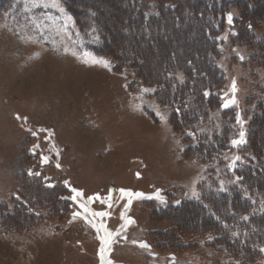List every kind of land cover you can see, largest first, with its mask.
Returning a JSON list of instances; mask_svg holds the SVG:
<instances>
[{
    "label": "rangeland",
    "instance_id": "obj_1",
    "mask_svg": "<svg viewBox=\"0 0 264 264\" xmlns=\"http://www.w3.org/2000/svg\"><path fill=\"white\" fill-rule=\"evenodd\" d=\"M86 7L105 19L114 41L131 19L119 15L118 0H0V264H264V252L242 248L251 234L233 217L221 230L201 226L191 208L173 216L155 209L222 196L234 185L249 194L238 180L243 165L264 162L260 140L246 148L253 96L264 87L263 54L227 23L216 60L222 106L194 135L176 128L156 97L130 87L132 70H122L110 46L90 50L73 17ZM250 33L264 40V29ZM177 34L160 36L172 45ZM121 43L123 51L130 38ZM157 59L151 51L152 68ZM224 109L234 112L229 139L214 147L216 156L193 153L196 137L223 134ZM241 132L244 142L234 145ZM252 202L264 209V199ZM226 206L206 209L220 217Z\"/></svg>",
    "mask_w": 264,
    "mask_h": 264
},
{
    "label": "trees",
    "instance_id": "obj_2",
    "mask_svg": "<svg viewBox=\"0 0 264 264\" xmlns=\"http://www.w3.org/2000/svg\"><path fill=\"white\" fill-rule=\"evenodd\" d=\"M118 1L122 2L119 15L126 12V17L131 16V19L125 23L123 33L117 36L115 41L112 39L114 35L108 34L105 28V19L100 18L96 12L90 11L87 7L82 12L84 14L76 11L78 17L76 14L73 16L75 24L85 33L87 45L91 51L97 50L103 54L109 51L108 46H110V54L118 53V56L117 53L115 55L117 59L121 58L120 60L123 61L122 70L123 68L131 69V74L135 77L130 87L136 88L135 90L139 92L148 90L147 98L156 97L157 102L171 109L173 113L171 118L175 122L171 121L176 128L178 125L195 135L200 132V125L207 122L214 109L219 110L222 106L219 96L224 86V76L216 65V60L219 57L221 34L227 23L234 26L235 38H240L245 44H250L263 54L260 63L264 64V40L256 41L254 35L250 33V30L264 29V0ZM69 2L65 4L70 8ZM234 9L237 15L232 14ZM167 29L171 30V33H182L169 39L173 42L172 45H169L166 37L163 39L160 36L161 32ZM126 37L130 38V43H126L123 53L121 42ZM183 40H186L184 45H182ZM143 43L145 44L142 45ZM151 51H154L158 57L155 68H152L148 62ZM133 52L139 56L135 57ZM117 59H114V66L118 71L120 63ZM139 59L141 66L137 64ZM144 83L147 85H142ZM253 97L257 101L249 124L247 123L246 126V132H248L246 148L251 151L253 140H260L257 143V150L264 156V143L261 140V135H264V87ZM224 110L221 113L220 125L226 136L213 133L196 137L193 153L200 157L211 154L216 156L218 152L214 147L225 142V138L229 139L230 132L226 134V129L229 130L234 112ZM225 118L226 122H223ZM191 148L189 143L187 150ZM243 170L244 173L240 174L238 182L249 194L245 195L238 186L234 185L224 195L206 194L205 200H200L198 203L183 202L173 205L167 202L164 204L165 207L159 204L155 208L156 213L173 216L172 214L183 208H191L199 212L201 226H206L210 222V225H219L221 230L223 226L230 223L227 222L228 217H233L238 226L252 236L249 235L250 237L246 238L248 242L241 239L242 248L254 255L261 253L260 249H264V209L261 205L253 204L252 200L264 199V162L257 166L243 165ZM212 202L219 206L221 202L227 203L228 211L225 216L219 213V217L212 210L206 209L212 206ZM250 253L249 256H251ZM247 255L242 256L247 257Z\"/></svg>",
    "mask_w": 264,
    "mask_h": 264
},
{
    "label": "snow or ice",
    "instance_id": "obj_3",
    "mask_svg": "<svg viewBox=\"0 0 264 264\" xmlns=\"http://www.w3.org/2000/svg\"><path fill=\"white\" fill-rule=\"evenodd\" d=\"M54 6H58V5H54ZM61 11H63V9H61ZM69 19H70V18H69ZM229 20H231V17H229ZM85 55H88V54H85ZM241 59H242V57H241ZM99 62L104 63L105 66H107V64H108V62L105 61V60H101V61H99ZM233 88H235V82H233ZM145 91H148V90H145ZM206 95H207V93H206ZM225 106H227V105H225ZM33 134H35V133H33ZM240 137H241L240 140H233L232 143H233L234 145H238V144L243 143V142H244V141H243V137H244V133H243V132L240 133ZM45 159H46V158H45ZM236 159L239 160V157H236ZM30 174H31V173H30ZM73 191H75V189H73ZM122 191H123V190H122ZM77 195H79V193H77ZM137 195L139 196V195H141V194L137 193ZM193 195H196V193L194 192ZM74 215H78V213H74ZM94 215H104V213H94ZM245 218H246V217H245ZM129 222H131V221H129ZM141 246H142V247H147V245H144V244H142ZM103 251H104V249L102 248V249H101V252H103ZM260 251L264 252V249H261Z\"/></svg>",
    "mask_w": 264,
    "mask_h": 264
}]
</instances>
